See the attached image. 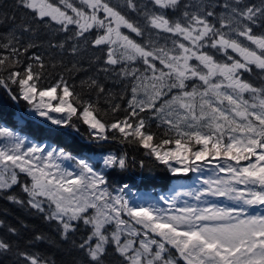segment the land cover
Returning <instances> with one entry per match:
<instances>
[{
	"label": "snow or ice",
	"instance_id": "1",
	"mask_svg": "<svg viewBox=\"0 0 264 264\" xmlns=\"http://www.w3.org/2000/svg\"><path fill=\"white\" fill-rule=\"evenodd\" d=\"M15 6L26 19L15 24L13 16L12 26L0 32V89L11 101L27 102L53 125H70L78 112L75 101L83 122L97 130L94 136L107 140V130L118 131L122 142L148 149L173 175L215 161L213 176L203 180L207 187L183 195L264 206V83L244 78L258 70L264 80V0H15ZM7 19L0 18V25ZM44 43L73 55L96 48L104 53V72L119 65L133 82L124 119L101 122L94 105L63 76L41 83L49 67L38 51ZM138 62L145 67H135ZM81 83L105 93L96 79ZM120 110L112 105L113 112ZM50 113L68 115L57 119ZM156 120L157 128L167 126L163 138L151 131ZM0 137L12 138L10 146L0 147V192L19 185L24 198L9 195V202L35 210L54 225L57 238L34 233L20 248L0 237V256L12 254L15 264H57L40 246L61 244L82 257L73 264H106L110 251L119 264H179L177 257L184 264H264V214L187 202L177 208L176 197L163 196L168 209L133 206L114 196L105 174L84 159L78 171H70L56 162L75 159L63 149L25 148L8 127H0ZM103 164L128 167L126 155L109 154ZM7 231L19 234L11 226Z\"/></svg>",
	"mask_w": 264,
	"mask_h": 264
},
{
	"label": "trees",
	"instance_id": "2",
	"mask_svg": "<svg viewBox=\"0 0 264 264\" xmlns=\"http://www.w3.org/2000/svg\"><path fill=\"white\" fill-rule=\"evenodd\" d=\"M251 2L259 4L260 0H251ZM4 16H7L8 19L0 25V32H5L12 26L13 16L15 17V24H20L26 19L23 10L16 8L15 0H0V18ZM41 39L44 40L46 37L41 35ZM38 51L44 57L46 64L49 65L41 83L47 86L53 84L59 76H63L74 87L75 92L80 95L83 101H89L94 105L97 110L94 114L101 122L110 124L124 119L126 115L124 109L127 108V101L131 98V92L121 85L118 70L114 73V70L109 67L111 71L106 73L101 70L102 65L95 64L97 57L91 59V57L73 55L69 51L62 52L58 49H49L47 43H44ZM52 63L56 64L55 68L50 66ZM74 64L76 65L75 69H73ZM90 78L96 79L99 84L103 85L105 93H98L95 88H89L87 84L81 83ZM244 78L257 86L264 83L258 70L245 73ZM59 92L58 89V94ZM72 102L78 108L77 114L71 116L70 125L58 127L44 121L40 123L28 115L25 117L24 114L27 113L30 105L22 100L19 102L11 101L4 90L0 89V122L10 129L30 136L37 142H50L73 155H100L108 152L126 155L128 161L126 169L113 170L109 168L105 172L108 185L112 190L117 187L126 189L130 186L133 195L136 192L146 191L167 192L175 180L188 178L185 175H173L154 156L147 154L148 149H144L138 143L122 142L121 134L118 131L109 129L106 133L109 139L98 142L102 139L93 135L89 126L83 122L79 105L75 101ZM113 104H119L121 110L113 112ZM20 116L24 119L23 121L20 120ZM157 124L160 123L155 121L151 131L156 134L157 138H163L164 130L167 127L161 125L160 128H157ZM172 147L174 144L166 146V148ZM125 185L127 187H124ZM9 195L24 198V193L19 185L13 186L5 192H0V221L4 222V226L0 227V237L11 240L14 245H19L20 248L26 246L34 233L43 232L53 239H57L54 225L44 221L35 210L9 202L7 199ZM9 226L16 228L19 234L12 236L8 233ZM40 247L43 251L53 255L57 264H73L74 260L82 259L80 254L72 250L68 244H61L58 247L46 245ZM173 255H175L174 251ZM178 261L179 264H184L180 260ZM0 264H15V257L12 254L0 256ZM106 264H119V258L110 251L106 257Z\"/></svg>",
	"mask_w": 264,
	"mask_h": 264
},
{
	"label": "rangeland",
	"instance_id": "3",
	"mask_svg": "<svg viewBox=\"0 0 264 264\" xmlns=\"http://www.w3.org/2000/svg\"><path fill=\"white\" fill-rule=\"evenodd\" d=\"M113 3H117L118 0H112ZM77 56H82V57H91V59H94L96 56L100 55V52L97 51L95 48H84L83 50H81L79 53L75 54ZM95 64H100L98 59L95 61ZM108 67V66H107ZM135 67L138 68H143L145 67L142 63H136ZM114 73L117 71L116 67L113 69ZM109 71H111V69L109 68ZM108 73V72H106ZM127 81L126 83V88L128 90L131 89L132 86V81L130 78H126ZM120 81L122 82V78H120ZM131 92V91H130ZM53 105L57 104L58 101H53L52 102ZM27 114L30 118H35V119H40L41 121H44L48 124H51V121L47 120V118L45 117H40L39 115L35 114L34 110H32L31 106L30 108L27 110ZM24 114V115H25ZM50 115L53 118H64L67 119V113H50ZM151 115V114H149ZM21 121H23L24 119L20 116L19 117ZM158 123H161L159 120H156ZM53 126H58L61 127L62 125H53ZM89 126V125H88ZM166 126V125H164ZM0 127H7L4 124H2L0 122ZM167 127V126H166ZM89 129L92 133H94L97 130H93L90 128ZM10 131H12L16 137H19L21 139L24 140V147L26 148L27 146L30 145H40L42 147H45L46 151L57 149V151H59L61 148L56 147L55 145H53L50 142H37L35 141L33 138H31L28 135H25L21 132H18L16 130L10 129ZM108 131V130H107ZM107 131L104 133L106 134ZM11 141L12 138H8V137H0V147H3L5 145L10 146L11 145ZM65 153L69 154L71 157H74L75 159H64L62 157H59L56 159V162L61 164V166L63 168H67L70 171H78L79 169L77 168V162L80 159H84L85 161H87L91 166H93V168L96 171L102 172L103 174H105V172L107 171V169L103 164V159L104 157L108 156L109 154H115L114 152H108L105 154H86L84 156H77V155H73L70 154L66 151H64ZM117 155V154H115ZM215 164L216 162L214 161L213 164L211 165H202V170L198 171V172H190L188 174H186L185 176H188V178H181L178 180H175L172 185L171 188L167 191V192H160V191H146V192H136L135 195L130 194L129 196H127V192L131 191V188H126L123 189L121 187H117L115 190L110 189L109 190L112 192V194L115 195H121L123 196L125 199H127L130 203V205L133 206H138V205H144V206H148V205H154L156 207H160V208H165L168 209V205L164 203V201L160 200V197L163 196L165 197V199H169L171 200L172 197H176L175 199V206L177 208L180 207H184L185 202H187V204L189 205H196L198 207H208L209 205H216L218 207H222V208H229V207H245L247 214H252V215H258V214H264V206H257V205H253V206H246V205H241L238 202L229 200L227 197H213V196H205L202 197L201 201H196L194 199V197L192 196H185L183 195L184 192L186 191H200L203 188L207 187V185L203 184V180L209 178L210 176H213V171L215 169ZM180 175H184V174H180ZM220 175H224L223 173H221ZM238 187L243 188V185H240ZM121 189H123V191H121ZM133 193V192H132ZM177 193H180L179 196H176ZM127 218V217H125ZM177 259L179 260V258L177 257Z\"/></svg>",
	"mask_w": 264,
	"mask_h": 264
},
{
	"label": "flooded vegetation",
	"instance_id": "4",
	"mask_svg": "<svg viewBox=\"0 0 264 264\" xmlns=\"http://www.w3.org/2000/svg\"><path fill=\"white\" fill-rule=\"evenodd\" d=\"M139 2H146V0H139ZM129 16H130V18L133 19V20H138V19H140V18H139L136 14H134V13H129ZM122 31L127 32L128 30L122 29ZM130 35H131V37H132L133 39L137 40L138 42L142 39V38L136 37L135 34H130ZM95 49H96V48H95ZM96 50L100 52V55H99V56H96V57H99V58H100V59H98L100 65H102L103 67H105V65H104V63H103L104 53L101 52V51L98 50V49H96ZM134 66H135V65H134ZM109 67L112 68V69H114V68L116 67V70H118V74H119L120 78H122L121 85H122V86H126V83H125V82L127 81V79H126L125 77H123V75L120 73V66H119V65H117V66H108V68H109ZM129 91H130V90H129Z\"/></svg>",
	"mask_w": 264,
	"mask_h": 264
},
{
	"label": "water",
	"instance_id": "5",
	"mask_svg": "<svg viewBox=\"0 0 264 264\" xmlns=\"http://www.w3.org/2000/svg\"><path fill=\"white\" fill-rule=\"evenodd\" d=\"M27 116V114H25V117ZM33 119V118H32ZM34 120H36V121H38V122H40V123H43L42 121H40V120H38V119H35L34 118ZM98 142H103V140H99ZM180 259V258H179ZM180 261L182 262V263H184V261L182 260V259H180Z\"/></svg>",
	"mask_w": 264,
	"mask_h": 264
}]
</instances>
